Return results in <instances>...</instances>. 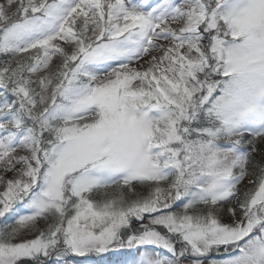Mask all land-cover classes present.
Wrapping results in <instances>:
<instances>
[{
	"label": "snow or ice",
	"instance_id": "obj_1",
	"mask_svg": "<svg viewBox=\"0 0 264 264\" xmlns=\"http://www.w3.org/2000/svg\"><path fill=\"white\" fill-rule=\"evenodd\" d=\"M264 264V0H0V264Z\"/></svg>",
	"mask_w": 264,
	"mask_h": 264
},
{
	"label": "trees",
	"instance_id": "obj_2",
	"mask_svg": "<svg viewBox=\"0 0 264 264\" xmlns=\"http://www.w3.org/2000/svg\"><path fill=\"white\" fill-rule=\"evenodd\" d=\"M115 253H107V254H93L90 255L86 261L88 262H93L94 264H113V262L118 261L122 258V255H119L118 253H116V255H114ZM102 255L105 257V255L107 257V261L103 260L105 258H102Z\"/></svg>",
	"mask_w": 264,
	"mask_h": 264
},
{
	"label": "rangeland",
	"instance_id": "obj_3",
	"mask_svg": "<svg viewBox=\"0 0 264 264\" xmlns=\"http://www.w3.org/2000/svg\"><path fill=\"white\" fill-rule=\"evenodd\" d=\"M107 254V253H106ZM119 255H122V258L120 259V260H118V261H121V260H123V259H125L126 258V256H127V253H118ZM93 255V254H92ZM114 255H116V253L114 254ZM106 256H108V255H105V257L102 255V258H105V259H103V260H106L107 261V257ZM118 261H115V262H118ZM108 262V261H107ZM85 264H94L93 262H88V261H86L85 262Z\"/></svg>",
	"mask_w": 264,
	"mask_h": 264
}]
</instances>
